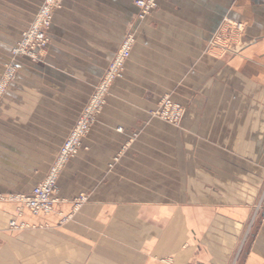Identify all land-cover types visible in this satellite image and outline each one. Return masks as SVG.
Listing matches in <instances>:
<instances>
[{
    "label": "crops",
    "instance_id": "crops-1",
    "mask_svg": "<svg viewBox=\"0 0 264 264\" xmlns=\"http://www.w3.org/2000/svg\"><path fill=\"white\" fill-rule=\"evenodd\" d=\"M137 15L134 0H63L41 63L17 60L1 123L38 145L7 155L28 166L0 162V196L45 178L59 112L70 127L74 97L86 101L136 37L54 213L26 211L34 229L10 232L18 204L0 201V264H264V0H160ZM164 95L186 110L179 126L153 116Z\"/></svg>",
    "mask_w": 264,
    "mask_h": 264
},
{
    "label": "built area",
    "instance_id": "built-area-1",
    "mask_svg": "<svg viewBox=\"0 0 264 264\" xmlns=\"http://www.w3.org/2000/svg\"><path fill=\"white\" fill-rule=\"evenodd\" d=\"M160 0H134V5L138 9V20L146 18L158 6ZM62 0H44L38 16L29 28L21 34L17 44L12 48L13 57H26L32 61H38L39 57L46 50L49 40L47 31L52 26L53 14L59 10ZM241 25H236V30L241 29ZM135 33H128L123 39L119 49L113 59L108 64L106 71L96 86L89 104L71 129L68 137L61 146L56 158L51 164L45 179L34 186L29 195H17L11 197V201L18 204L16 216L7 224V230L16 232L26 229H34L21 219L27 211L30 215L47 217L53 212L54 195L57 190L59 176L65 165L75 158L80 150L82 139L88 133L93 123V114L99 111L104 102V97L108 93L112 83L123 77L126 62L131 56L135 45ZM15 75V68L8 66L0 81V104L6 92L8 84ZM185 110L178 104L173 103L169 98H164L159 105L156 116L171 125L177 126L184 117Z\"/></svg>",
    "mask_w": 264,
    "mask_h": 264
},
{
    "label": "rangeland",
    "instance_id": "rangeland-1",
    "mask_svg": "<svg viewBox=\"0 0 264 264\" xmlns=\"http://www.w3.org/2000/svg\"><path fill=\"white\" fill-rule=\"evenodd\" d=\"M43 2H44V0H0V81L2 80L8 66H13L15 68V75L12 78L11 82L8 84L6 91L8 90L9 86L11 85V83L13 82V80L16 77V74H17L16 62L18 59H25V60H28L29 62L33 63V64H38V63H41L42 56L46 52V50H45L43 52V54H41L38 61H32L26 57H13L12 56V48L19 41L21 34L29 28V26L33 23L35 18L38 16L39 10H40ZM62 6H63V0H62L61 8H62ZM56 11H58V10H56ZM53 17H54V14H53ZM137 18H138V15H137ZM48 31H47V37H48ZM130 32H134V31L129 30L125 34V36ZM125 36H124V38H125ZM48 40H49V38H48ZM1 41H3L4 43ZM3 44H5V45H3ZM122 78L117 79L116 81H114L112 83L108 93L104 97V102H103L102 106L100 107L99 111L96 112L95 114H93V117H94L93 123L91 124L88 133L90 132L91 128L96 123L98 116L100 115V113L103 110V107L105 106L106 102L108 101L112 86L114 85L115 82L121 80ZM98 83L94 86V88L92 89V91L89 95V98L86 101H84L86 99V96H85V99H83V100L79 99L80 96L74 97L75 98V100H73L74 105L77 106L78 108L80 105H82V108L79 111H77V110L75 111V116H74L75 118L73 119V123L70 127H66V128L63 127V124L67 125L68 121H69V123L71 122L70 121V119H71L70 114H68V116H66L65 112L64 113L59 112V116H60V118H59V120H60L59 150H60L61 146L63 145L64 141L66 140V138L68 137V135H69L71 129L73 128V126L75 125L76 121L78 120V118L82 114L83 110L89 104L90 99H91V97L94 93V90H95L96 86L98 85ZM40 84H41L40 80H38V88L40 87ZM43 85L47 86L46 84H43ZM53 97L57 98V101H59V100L63 101L61 99V97L65 98L66 95L59 93L58 96L56 95ZM164 98H169L173 103L178 104V103L174 102L169 95H164L157 102V104H158L157 110L159 109V105L161 104V102ZM2 102H3V99H2ZM2 102L0 104V153L3 155L2 156L3 158H0V162L11 163V164L20 165V166H22V165L28 166L29 163L31 162V160H27L25 158H17V157L9 158V157H7V155L8 154L9 155L15 154L17 156V155H19V153H25L26 150H31L35 145H38V143L34 144V143L20 142L17 139V137L14 136L15 139H13V136H10L9 133L4 130L2 123H1V120H2ZM178 105H180V104H178ZM181 107H183V106H181ZM157 110L153 113V116L155 118L159 119L156 116ZM184 110H185V108H184ZM185 112H186V110H185ZM184 115H185V113H184ZM183 118H182V120H183ZM182 120H181V122H182ZM160 121H162V120H160ZM162 122H164V121H162ZM180 123H179V125H180ZM167 124H169V123H167ZM179 125H177V126H179ZM172 126H174V125H172ZM64 130H65V132H64ZM88 133L84 136V138L88 135ZM84 138L82 139L81 149L83 146ZM29 147H30V149H29ZM5 156H6V158H5ZM53 161H52V163H53ZM51 164H50V166H51ZM64 168H63V170H64ZM63 170H62V172H63ZM62 172H61V174H62ZM61 174H60V176H61ZM60 176H59V178H60ZM14 194H17V193H9L5 196H0V201L12 202L11 197H14ZM53 199L55 201V195H54ZM85 199L86 198L83 195L79 196L77 201H76L75 208H79L81 206V204H83ZM53 213H54V207H53V212L49 216H51ZM49 216H47V217H49Z\"/></svg>",
    "mask_w": 264,
    "mask_h": 264
}]
</instances>
